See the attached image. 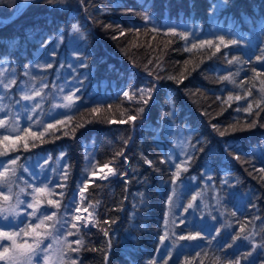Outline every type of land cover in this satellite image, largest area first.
<instances>
[{
  "label": "trees",
  "instance_id": "obj_1",
  "mask_svg": "<svg viewBox=\"0 0 264 264\" xmlns=\"http://www.w3.org/2000/svg\"><path fill=\"white\" fill-rule=\"evenodd\" d=\"M20 3L0 0V15L9 16ZM144 15L151 22L146 23ZM183 23L194 28L192 34L180 26ZM74 25L81 31L74 32ZM154 26L159 31H152ZM170 27L186 32L188 40L166 34ZM74 35L80 40L71 45L77 54L70 65L66 54ZM218 36L237 43L221 44L217 52ZM202 40L215 43L192 48ZM258 56H264V0H65L55 6L33 0L30 6L21 3L11 18L0 22V62H7L9 81H16L7 89L0 87V93L12 94L10 102L19 96L20 83L54 71L63 75L73 67L88 71L87 87L107 82L100 100L76 104L65 117H51L53 123L44 121L43 128L31 131L43 132L48 124L55 128L40 139L30 138L27 149L20 141L16 150L0 155L3 159L16 155L17 168L26 159L49 156L54 160L59 155L64 160L68 178L57 209L61 221L71 222L76 194L87 180L79 204L89 207L91 221L80 227L78 235L68 237L72 241L82 236L85 246L78 252L67 251L65 264L72 259L76 264H105V252L107 264H164V260L168 264H264V75H257L264 73V60H257ZM79 60L84 66L77 67ZM229 76L230 80L224 79ZM148 88L153 89L150 98L144 96L148 103L138 102L140 90ZM125 89L135 96L125 97ZM249 103L251 112H245ZM140 107L144 111L135 122L121 123ZM93 108L100 112L93 113ZM57 120L63 123L56 124ZM253 121L255 126L247 128ZM184 125L192 128L189 156L193 158L188 171H181L176 180L194 176L200 184L205 175L216 193L219 213L210 208L209 228L195 223L185 211L193 192V183L189 184L171 214L181 233L178 237L199 236L191 246L183 241L169 257L167 250L157 251L176 172L166 151ZM231 125L237 130L232 131ZM217 129L228 131L220 136ZM87 142H91L93 165L107 163L114 169L106 179L87 177L82 147ZM19 185L29 194L27 182ZM22 207L21 219L27 223L29 210ZM61 231L66 234L68 226Z\"/></svg>",
  "mask_w": 264,
  "mask_h": 264
},
{
  "label": "rangeland",
  "instance_id": "obj_2",
  "mask_svg": "<svg viewBox=\"0 0 264 264\" xmlns=\"http://www.w3.org/2000/svg\"><path fill=\"white\" fill-rule=\"evenodd\" d=\"M21 3H23V0H21ZM20 3V5H21ZM19 5V6H20ZM19 6L16 8V10L19 8ZM14 10L9 16H3L0 15V22L6 21L7 19L11 18L15 14ZM183 25V26H182ZM182 27H186L188 29L189 33L194 31V28L190 24L183 23L180 24ZM195 29L199 30V27H196ZM192 34V33H191ZM80 40L78 38V35L73 36V41L69 42V52L66 54L68 56L67 63L71 62V58L75 57L77 52L71 48V45H74V42ZM60 58L62 56L60 55ZM84 64V62H81V60L77 61V67H80ZM71 65V64H70ZM6 61L0 62V87L4 89L3 84L7 83L9 81V77H11V74L8 73V67H7ZM73 67V66H72ZM77 72V73H76ZM69 73V74H68ZM88 71H79L77 68L73 67V70L71 72H64L63 75H60L58 71H54L51 76H40L38 79H30L28 81H24L19 84V96L15 97L14 100L11 102L9 101L10 97H12V94H9L8 97H5L2 93H0V108L3 109V111H0V119L5 118L7 115L10 118L19 119V126L22 128L24 125L27 127L30 126L31 129H38L43 128V122H51L53 123L51 117H65L68 115L72 109L75 107L76 104H79L81 102H88L90 99L94 100H100L99 98L102 97V95L107 91L106 89V80H102L98 84L92 83L87 87L88 84V78H87ZM67 74V75H64ZM91 75V74H90ZM111 86H114V82L109 83ZM77 89H79L77 91ZM125 89L124 91H126ZM36 91H40V96H34V93ZM84 96L82 97V100H78V96L83 92ZM123 91V92H124ZM28 94L33 95L34 98L32 100H24L22 99V96ZM70 94H74V100L72 102V105L69 108H64L63 105L66 103L64 97ZM39 105L38 108H35V111L33 112L32 109L35 105ZM32 116V120L29 121L27 119L28 116ZM61 120V119H60ZM59 120V121H60ZM186 127L179 126L176 130L173 138H172V145L167 149L166 151V157L172 166L175 167L176 163H180L184 161L187 156H189L193 150V146L189 143V136L192 132V128L189 125H184ZM45 128V127H44ZM8 133L4 129H0V136L7 135ZM15 135L14 133L12 134ZM83 152H84V161H85V168L88 170L87 177H93V176H104L105 173H107L108 169L104 168L103 166H97L95 169V174L92 175V165L94 162L92 150H91V142L82 143ZM86 154V155H85ZM89 157V158H88ZM10 158V157H9ZM12 159H16V165H17V156L13 155L11 159H3L0 157V164L6 165L9 169H15V175L10 176L11 179V193L8 192V187H0V190L3 191L6 195H11L12 199L5 203V207L12 205H16V197L19 196L20 200L27 202H31L32 200V194L33 189L36 187H43L47 185L48 189L50 190V194L45 196V203L41 205V211H45L48 214L52 212L57 213V219H58V212L57 208L49 206L46 204L47 199H56L58 197V201L60 200V193H63L64 188L59 187L58 185H65L66 180L62 179V176L65 171V162L61 159V157L58 155L56 158L51 159L49 156H46L44 159L41 158H34L33 160H24L20 163L19 168H17L15 165L9 164V161ZM176 169V168H175ZM1 171H3L2 168H0ZM111 175V174H110ZM27 182L28 184V192L27 194L26 190L19 185V183ZM194 181V182H193ZM193 183L191 187V190L193 191L191 193V200L189 203H192L193 207L188 208L189 203L187 204V210L189 211V215L191 216L192 220L195 223H199L202 228H209L212 224V219L208 215V212H210V208L218 214L219 204L218 200L216 198V193L214 189H211L208 187V184L206 183V176L203 175L200 179V184H196L195 177L192 176L189 179H179L175 180V183L173 181L171 182V201L169 200L168 208H167V219L165 222V232H164V241L160 243L158 254L163 253L164 250H167V255L170 257L176 253V251L181 247V244L183 241L187 242L186 244L188 246H191L193 243H195V240H180V237H178L177 233H180L179 229H175V224L173 223V215L171 214V211L175 209L176 203L178 202L179 195L182 194V192H185L186 189L189 187V184ZM3 188V189H1ZM21 189L24 191L21 192ZM79 189V188H78ZM77 189V191H78ZM27 194V195H26ZM80 192L78 191L76 194L77 203L79 198ZM196 196V200L193 201L192 197ZM78 205V204H76ZM23 204L19 205L17 211L21 213L22 218V209ZM26 208V204H24ZM80 212L75 213L77 215H82L83 218L89 219L88 213H91L90 209L87 206H82L79 204ZM87 209V211H85ZM29 212H31V209H28ZM73 214V213H72ZM35 221V218H32ZM84 220V219H82ZM81 220V221H82ZM85 221V220H84ZM18 219H13L12 216H9L8 220H4L2 216H0V224L1 225H9L12 228H6L9 230H15L14 225L18 224ZM49 224L51 222H48ZM59 224L57 227L59 228ZM5 230V231H6ZM7 230V231H9ZM58 235L59 233H55ZM4 243H8L5 241ZM48 243H53L52 239H46L44 241V246H46ZM56 245L54 244V248ZM170 254V255H169ZM39 261L40 264H43L42 258L37 257L34 261ZM0 264H5L4 261H0Z\"/></svg>",
  "mask_w": 264,
  "mask_h": 264
},
{
  "label": "snow or ice",
  "instance_id": "obj_3",
  "mask_svg": "<svg viewBox=\"0 0 264 264\" xmlns=\"http://www.w3.org/2000/svg\"><path fill=\"white\" fill-rule=\"evenodd\" d=\"M47 3L52 5H63L65 3V0H46ZM221 2H226V0H221ZM33 3V0H23V4L25 6H30ZM144 21L146 23L151 22V17L149 15H144L143 17ZM105 27H111V25H105ZM74 32H80V28L78 25L73 26ZM136 31H139V29H136ZM152 31H159V28L153 27ZM123 34V32H121ZM166 34H170L172 36H179L181 39L188 40V34L186 32H180L178 33L174 27H170L168 29V32ZM217 40L219 43H215L212 40H202L199 42V45L192 44V48L196 47H203L205 45L213 46L215 43L216 51H220V45L223 44L224 47H228L229 44H236V40L231 41H225L223 36H218ZM190 51L191 49H186ZM233 60H237V57H233ZM257 60H264V56H258ZM229 63H232L230 60ZM84 66V65H82ZM47 67H51V64L47 65ZM256 69H253V72H255ZM257 75H264V73H257ZM171 79H175L174 77H169ZM183 77H181L180 80L177 82H182ZM226 80H230L231 77H224ZM16 81L10 80L7 83L3 84V87L5 89L9 88L12 84H15ZM264 84V81L261 82ZM79 89H77L78 91ZM152 88L148 89H141L140 95H139V101H142L143 104H147L148 100L144 99V96L147 94L150 98ZM261 91H264V89H261ZM251 93H249L250 95ZM41 92L36 91L34 93V96H40ZM123 95L125 97H129V99H132L135 96V93H133V96H130L128 91H124ZM33 95L25 94L22 96V99L24 100H32L34 98ZM242 97L236 96V100H240ZM66 103L63 105L64 108H69L72 105V102L74 100V94H70L64 97ZM229 100L233 99V97H229ZM39 105H35L32 111H35V108H38ZM252 104L249 103L248 107L244 109L245 112H251ZM240 109H237L239 111ZM0 111H3L2 108H0ZM144 111L143 107H140L136 110L135 114H129L127 116L126 121H121V123L125 122H135L138 118V116ZM93 113H99V108H93ZM258 114V113H257ZM27 119L29 121L32 120V116H28ZM111 122V121H109ZM62 121L57 120L56 124H62ZM20 122L19 119H13L8 117L7 115L5 118L0 119V129H4L8 134L0 136V155H6L7 151L16 150L17 144L20 141H23V147L27 149L29 147L28 140L30 138L32 139H40L44 135V132H46L48 129L55 128L54 124H48L45 126L43 132H33L31 131L30 126L29 127H23L21 128L19 126ZM255 126V121L252 123L246 124L247 128H251ZM232 131H236L237 127L236 125L230 126ZM218 130V129H217ZM244 130V129H240ZM219 131V130H218ZM228 130L225 129V131H219L220 136H224ZM15 134L14 136L12 134ZM67 134V133H66ZM127 141H125V144ZM35 146V145H33ZM203 150L202 148L200 149ZM121 153H117V155H120ZM192 156H187V158L180 162L175 164L176 172L173 173V183H175V180L179 177L181 171L186 172L188 171V165L190 161L192 160ZM18 159V158H17ZM239 159V157H237ZM165 161H161L163 163ZM145 163H147L149 166H152V161L145 158ZM9 164L15 165L16 159H12L9 161ZM92 175L95 174L96 165H92ZM104 168L108 169L107 173L102 176V179H106L108 175L114 173V169L110 168L107 163L103 165ZM0 168L3 169V171H0V187L7 186L8 192L11 193V179L10 176L15 175V169H9L6 165L0 164ZM261 171H264V169H261ZM124 175V174H122ZM67 169H65L64 174L62 176V179L67 180ZM59 187H64V185H58ZM87 180L84 182L83 187L80 188V194L81 197H83L84 190L87 188ZM24 190L21 189V192ZM50 194V190L48 189L47 185L43 187H36L33 189L32 194V200L31 202H25L23 200L19 199V196L16 197V205L12 206L9 205L5 207V203L10 201L12 199L11 195H6L3 191H0V216L3 217L4 220H8L9 216H12L13 219H18L19 224H23V227H20L19 224H15L13 227L15 230H9L5 231L4 227L5 225H0V261H4L5 264H34V261L37 257H41L43 264H65L66 262V254L67 251L71 252H78L82 247H84V240L81 236L80 238L76 240H68L69 236L78 235L79 229L81 226L87 227V224L90 222L86 218H83L82 215H77L75 213L80 212L79 205H75L73 207L72 215H71V222L64 220L61 221L60 219H57V213L52 212L48 214L45 211H41V205L45 203V196ZM62 196L63 193H60ZM171 201V197L169 198ZM192 200H196V196L192 197ZM26 204L27 209H31V212H27L26 215L29 218L28 222L25 223L23 219H20L21 213L17 211L19 205ZM46 204L52 207H55L57 209L60 208V203L57 200L53 199H47ZM193 207L192 203H189L188 208ZM87 211V209H85ZM187 211V208L185 209ZM88 217H92V213H88ZM32 218H35V221H33ZM82 219L85 220L83 225L78 224L77 222L81 221ZM48 222H51L50 224ZM60 225L58 228L57 225ZM65 225L68 226V231L66 234H64L61 230L65 227ZM72 229H76V232H73ZM104 235L108 236L109 233L107 230H103ZM55 233H59L56 235ZM199 236V233H196L195 235H189V236H181L180 239H188V240H195ZM51 238L53 243H48L46 246H44V241L46 239ZM161 242L164 241L165 237L161 236ZM244 239H248V237H244ZM7 241L8 243H4ZM54 244L56 247L54 248ZM73 244L76 245V247H73ZM264 247V245H261ZM111 247V241L108 242V248ZM93 250H101V249H93ZM102 251V250H101ZM170 255V254H169ZM250 255V253H249ZM108 254L107 252L104 253V261L105 264H107ZM71 264H76V260L72 259ZM164 264H168V260H164ZM238 264V262H237Z\"/></svg>",
  "mask_w": 264,
  "mask_h": 264
},
{
  "label": "built area",
  "instance_id": "obj_4",
  "mask_svg": "<svg viewBox=\"0 0 264 264\" xmlns=\"http://www.w3.org/2000/svg\"><path fill=\"white\" fill-rule=\"evenodd\" d=\"M80 197H81V194H80V196H79V198H78V203H77L78 205H79V202H80V201H79ZM87 220H88V219H87ZM83 221H84V220H83ZM84 222H85V221H84Z\"/></svg>",
  "mask_w": 264,
  "mask_h": 264
},
{
  "label": "bare ground",
  "instance_id": "obj_5",
  "mask_svg": "<svg viewBox=\"0 0 264 264\" xmlns=\"http://www.w3.org/2000/svg\"><path fill=\"white\" fill-rule=\"evenodd\" d=\"M194 36H195V34H194ZM189 38V37H188ZM51 41V40H50ZM52 45V44H51ZM264 63V62H263ZM86 155V154H85ZM89 158V157H88ZM82 186V185H81ZM82 206H84V205H82ZM95 206V205H94ZM91 207V206H90ZM89 208V207H88ZM94 215V214H93ZM91 221V220H90Z\"/></svg>",
  "mask_w": 264,
  "mask_h": 264
}]
</instances>
